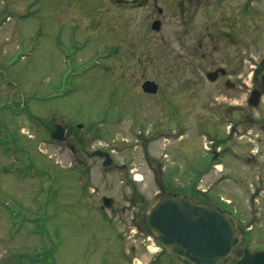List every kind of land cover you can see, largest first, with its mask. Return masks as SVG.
I'll return each instance as SVG.
<instances>
[{
    "label": "rangeland",
    "instance_id": "obj_1",
    "mask_svg": "<svg viewBox=\"0 0 264 264\" xmlns=\"http://www.w3.org/2000/svg\"><path fill=\"white\" fill-rule=\"evenodd\" d=\"M241 6L248 26L236 50L218 23ZM200 16L181 39L137 31L144 12L114 0H0V139L24 145L15 155L0 145L10 206L0 199V264H179L139 215L175 192L226 204L246 228L237 250L264 248V0H226ZM237 58V89L205 76ZM147 79L157 95L143 91ZM254 88L256 107L246 103ZM55 124L74 136L54 141ZM78 135L85 165L70 149ZM97 149L125 168L84 154ZM214 151L223 156L207 170Z\"/></svg>",
    "mask_w": 264,
    "mask_h": 264
},
{
    "label": "water",
    "instance_id": "obj_2",
    "mask_svg": "<svg viewBox=\"0 0 264 264\" xmlns=\"http://www.w3.org/2000/svg\"><path fill=\"white\" fill-rule=\"evenodd\" d=\"M137 2L139 0H132ZM159 22H154V30H159ZM222 71V70H221ZM224 71V70H223ZM218 71L211 72L209 79H216ZM264 84V74L262 77ZM155 81L147 80L142 89L149 94L158 92ZM261 99V92L255 89L249 98V105L257 106ZM51 134L53 140L59 143L65 140V128L55 124ZM82 127V125H78ZM91 157L104 158L103 166L109 167L113 163L111 154L102 150H95ZM125 166L119 168L123 170ZM113 198H103L105 207L113 205ZM235 217L230 213H223L216 207H209L194 202L183 195L171 194L156 201L147 212V222L154 236L167 253L173 254L189 264H222L232 256L234 249L240 244L242 232L237 229ZM234 264H264V249H245L239 260Z\"/></svg>",
    "mask_w": 264,
    "mask_h": 264
},
{
    "label": "flooded vegetation",
    "instance_id": "obj_3",
    "mask_svg": "<svg viewBox=\"0 0 264 264\" xmlns=\"http://www.w3.org/2000/svg\"><path fill=\"white\" fill-rule=\"evenodd\" d=\"M115 4L117 6V8L120 9L121 6H124V8H130L131 10L135 11V13L139 10L143 11L145 14V20L143 24H137V26L139 27V30H141V28L143 30H146L148 32L154 31V32H165L168 30H173V32H177V34L179 33V36L181 39H183L185 37V34H189V33H193V32H198V30L200 29L201 25L200 21L198 19V17H201V13L204 11H208V9L210 8V6H214V3H218L220 6L222 5V3H225L226 0H139L137 2H133L132 0H114ZM234 9H231L230 11V15L228 17H226L225 19H220L219 23L220 26H222L224 29L221 33V38H223L226 42V44H228V46H235L236 50H240L238 46L241 47V49L243 50L245 46V40L243 37V32H244V28L246 30L247 25V9L244 8L243 6H241V8L237 9V13H234ZM157 21L159 22V30H154L153 25L154 22L157 23ZM210 22L212 23V20H210ZM136 23H138V21H136ZM209 24L205 25L206 27H208ZM165 38V37H164ZM238 53V52H237ZM236 67H229L228 70L227 68L224 67H218L216 68V70L211 71V72H216L218 71V75L216 76V79L212 80L209 79V74H211L210 72H208L205 76L211 80L213 83L216 82H223L224 86L229 89V90H235L238 87L241 86L242 81L239 82L240 78L243 76V68H241L243 66L244 63V59L242 60V62L239 61V59H236ZM262 67L260 68V81L262 86H264V84L262 83V77L264 74V62H262ZM222 70V71H221ZM224 70V71H223ZM242 75H241V74ZM256 77H258V72ZM148 80V79H147ZM145 80V81H147ZM144 81V82H145ZM143 82V83H144ZM142 83V85H143ZM142 87V86H141ZM243 87V84H242ZM261 92V99L263 97V90H261L260 88L258 89ZM159 91V89H158ZM146 93V92H145ZM147 95H157V94H149L146 93ZM249 96H247V100L246 103L247 105L249 104ZM260 99V100H261ZM261 102V101H260ZM230 108L232 107H238V106H231L229 105ZM250 106V105H249ZM245 121H249V122H254L255 120L253 118H251L250 116L245 118ZM244 121V122H245ZM258 125L261 127V129H263L264 127V121L261 122L260 120L258 121ZM66 132H65V140H67V135L70 134V136H74V132L72 130H70V128H65ZM20 131H16V134L14 133V135L12 136L14 139L18 138L20 136ZM8 134V132H7ZM11 134V133H10ZM75 145H71L70 149L72 151V155H74L76 157L77 161H80L81 164L85 165V161L83 160V158L81 157L83 154H81V149L84 148V144L85 143V139L82 136L78 135V138L75 136ZM11 138L8 137H4L3 139H0V145L4 146L3 148L6 149L7 153H11L14 154L16 152L21 153L23 151V146L20 143H15L14 146L11 145L10 142ZM222 139L218 138V141H220ZM95 151V150H94ZM86 156L91 157L90 153L86 152L84 153ZM211 158H212V165L210 164L209 166H207V170H210L211 168L214 169V166H217L219 164V160L221 159L220 156H223L222 152H217L214 151L212 154H210ZM97 157V156H94ZM24 158H19V160H21V162L23 161ZM114 162V161H113ZM112 162V163H113ZM104 163V159L101 158V163L103 165ZM113 165L115 167L118 166L117 163H113ZM84 168V169H83ZM82 171L84 172V170L86 169V167H83ZM125 168V167H124ZM36 170V173H38V170L36 168H34ZM136 191V188H134V192ZM170 195V193L168 194ZM104 198V196H103ZM103 198H102V202H103ZM0 199H2L1 201H3V206L4 208H8L10 209V206L7 204V199H4L3 197ZM192 199V198H191ZM197 201V200H194ZM142 202H144V198H141V204H143ZM199 203H203L207 206H214L216 205V207H218V209H220L223 212H228L230 209L229 207L227 208L226 204H222V203H212L210 200L207 202H201V201H197ZM103 208V207H102ZM21 211H19L20 213ZM15 214V213H14ZM140 218L143 220L144 223L147 222V214H143L142 211L140 212ZM11 219H14V215L11 214ZM13 221V220H12ZM138 225V224H137ZM237 229L240 230L243 234L244 231L246 230V228L243 229L242 227V222L241 221H237ZM144 231L146 232V229H144ZM244 238V236H243ZM241 238V242L238 245V247L235 250L234 254L231 257H235V261L230 263L233 264L235 263L239 257L241 256L242 252H239L237 249H239L242 244L244 239ZM229 259V258H228ZM228 259L225 260L224 263L222 264H227ZM9 260L10 259H6L5 260V264H9ZM12 260V259H11ZM10 260V261H11Z\"/></svg>",
    "mask_w": 264,
    "mask_h": 264
},
{
    "label": "trees",
    "instance_id": "obj_4",
    "mask_svg": "<svg viewBox=\"0 0 264 264\" xmlns=\"http://www.w3.org/2000/svg\"><path fill=\"white\" fill-rule=\"evenodd\" d=\"M204 202H207V201H204ZM146 224H147V223H146ZM147 233H151V231H150L148 225H147Z\"/></svg>",
    "mask_w": 264,
    "mask_h": 264
},
{
    "label": "bare ground",
    "instance_id": "obj_5",
    "mask_svg": "<svg viewBox=\"0 0 264 264\" xmlns=\"http://www.w3.org/2000/svg\"><path fill=\"white\" fill-rule=\"evenodd\" d=\"M138 179H140L139 175H138Z\"/></svg>",
    "mask_w": 264,
    "mask_h": 264
}]
</instances>
